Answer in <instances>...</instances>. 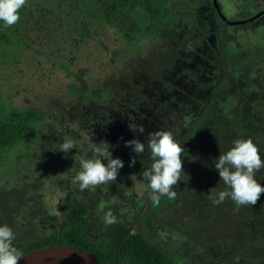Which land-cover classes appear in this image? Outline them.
Wrapping results in <instances>:
<instances>
[{
  "label": "rangeland",
  "instance_id": "374dc122",
  "mask_svg": "<svg viewBox=\"0 0 264 264\" xmlns=\"http://www.w3.org/2000/svg\"><path fill=\"white\" fill-rule=\"evenodd\" d=\"M186 1L190 25L173 20L174 30L165 39L151 45L145 37L134 38L127 48V40L107 30L101 41L88 39L80 54L71 39L49 46L44 32H31L24 25H31V0L19 10L14 26L5 28L0 21V96L11 107L35 108L42 114L35 137L0 150V226L11 227L15 241L41 239L52 229L48 224L42 228L44 216L61 225L62 207L84 200L90 203L88 212L99 211V226L109 210L117 218L131 215L137 231L145 228L146 218V225L153 222L149 242L167 248L175 264H207L213 253L225 258L216 264H257L243 260L247 252L260 254L258 262L264 259V222L259 221L264 219V193L254 206H237L231 199L213 204L206 196L214 187L225 190L214 160L235 140L251 138L264 159V14L250 21L264 10V0H215L217 9L213 0ZM192 11L198 22L190 18ZM70 34L75 35L72 26L65 33ZM46 39L48 47L40 49L38 41L46 45ZM72 53L76 60L68 59ZM62 63L90 75L93 84L105 79L100 90L109 100L70 102L72 79ZM92 65V72L83 71ZM201 106L205 111L198 116ZM129 124H142L145 131L134 133ZM95 129L101 132L98 137ZM158 130L171 132L185 149L183 172L190 179L182 178L173 187L174 199H160L166 210L162 212L160 202L152 205L161 210L155 221L158 214L149 208L147 182L139 175L150 167L139 161L148 152L140 156L125 145L134 139L147 144L148 134ZM65 137L77 142L67 155L58 151ZM102 141L124 167L117 181L81 191L72 183L81 170L80 158H91L88 145ZM132 159L136 163L130 167ZM256 179L264 186V169Z\"/></svg>",
  "mask_w": 264,
  "mask_h": 264
},
{
  "label": "trees",
  "instance_id": "16d2710c",
  "mask_svg": "<svg viewBox=\"0 0 264 264\" xmlns=\"http://www.w3.org/2000/svg\"><path fill=\"white\" fill-rule=\"evenodd\" d=\"M31 4V25H24L30 26L31 32H44L45 38L47 37L49 41V46L58 43L61 38L71 39L72 46L77 48L76 53L89 43L88 39L95 38L97 41H101L107 30H111L112 34L121 38L122 41L123 39L127 40L128 48L129 42L134 38L145 37L151 40H147L148 44L151 42V45L156 39H165L166 35L172 33L171 30H174L172 23L175 19H178L181 24L190 25L188 14L186 15L190 7L186 0H56V4H49L42 0H31ZM34 12H37V14H34ZM58 14L65 15L67 20L72 22L68 24L65 21L61 22L57 16ZM196 15L192 11V17L190 18H194V21H197ZM198 16L200 17L201 14ZM135 19H140L141 21H136ZM75 22L80 27L75 25ZM70 26H72L75 35H65L67 27ZM52 27H54V34H51ZM25 38L28 39L29 37L26 36ZM52 40L53 42H51ZM48 41L46 45H42L39 40L38 46H42L40 49L48 47ZM158 41L160 43V40ZM101 44L108 47L106 43L101 42ZM17 48L16 51H18ZM31 50L35 51V54L42 53L41 50H35L34 48H31ZM108 51L115 57L118 56V52L113 48L109 47ZM78 53L80 54V52ZM31 57L33 58V55ZM76 58V54L72 53L68 59L76 60ZM109 58H112L114 62V56ZM99 60L101 61V58ZM61 66L67 71L68 77L72 79L69 87L71 94L68 98L70 102L75 104L76 98L81 99L82 102H87L89 99L100 100L102 98L101 101L106 103L109 100L108 93L100 90L102 88L100 85L105 83V79L102 78L97 81V84H93L90 75H88L90 76L89 78H86L88 76L82 75V71L77 73L69 70L67 64L64 63ZM94 68L95 65H92V67H85L83 71L86 73L92 72ZM95 91L102 95L100 97L97 96ZM204 108V106L200 107L198 116L203 114ZM41 120L42 114L37 109L11 107L0 96V150L12 148L29 136L31 138L35 137V125L40 123ZM197 122L198 119H195L194 125ZM100 133L98 129H95V135ZM262 133L264 134V128H262ZM104 136L103 134L101 137L105 140ZM27 144H29V141ZM139 161L144 166H151L149 153H147L145 159L140 158ZM160 203L162 204V202ZM152 205L153 203L150 201L149 208L153 209V212L157 214L161 211L158 210L159 207H163L162 212L166 210V206L163 204V206L159 205V207L155 206L154 208H152ZM62 211L63 216L61 219L63 221L61 225L56 221H51L45 217L42 218L41 226H44V223L47 222L52 227L47 232L45 231L46 236L39 240L19 239L15 241L14 238L13 246L22 255L50 245L69 246L89 254L99 264H175L173 261L175 258L167 254V248L158 247L149 242L150 240L141 232H129L128 222L125 220L127 218L124 221L122 219L117 220L115 224L110 226L105 224L99 226L97 224L99 222L96 220L97 211L96 213L94 211L92 213L88 212V202H75L69 206L64 205ZM128 218L130 219L131 216ZM8 219L14 221L10 216H8ZM101 220L103 222L102 217ZM157 220H160L159 216ZM259 221L264 222L263 217ZM98 226L100 227L99 229L96 228ZM209 250L211 251L210 248ZM247 253H245L243 260H254L253 263L257 264L264 262V259L258 262L257 257L260 254ZM172 255L175 256V254ZM217 255L219 256L217 257ZM212 256L207 264H216L219 260L225 259L217 253H213Z\"/></svg>",
  "mask_w": 264,
  "mask_h": 264
},
{
  "label": "clouds",
  "instance_id": "9594fccd",
  "mask_svg": "<svg viewBox=\"0 0 264 264\" xmlns=\"http://www.w3.org/2000/svg\"><path fill=\"white\" fill-rule=\"evenodd\" d=\"M27 0H0V21L4 27L14 26L19 20V10L26 4ZM133 132L143 133L142 124H129ZM76 141L65 137L58 145V151L67 155L76 148ZM133 152L142 156L146 151L149 153L151 166L145 168L139 174L142 181L147 182L148 195L153 204H159L162 197L174 199L176 192L173 187L182 178L187 182L190 177L183 172L182 155L185 149L181 147L171 132L153 131L147 136V144L134 139L126 142ZM109 144L101 142L88 145L91 158H80V171L72 178V183L78 184L79 189H86L109 184L117 181L119 171L124 167V162L119 158H111ZM107 159V164L102 161ZM136 163L132 159L129 166ZM215 170L225 190L214 187L206 195L213 204H220L231 199L237 206H254L264 193V186L256 179V174L264 169V159L259 154V149L251 138L237 139L233 147L226 153L214 160ZM130 196V192L125 193ZM117 222V217L111 210L105 212L103 223L106 226ZM14 232L8 225L0 226V264H19L22 253L13 246Z\"/></svg>",
  "mask_w": 264,
  "mask_h": 264
},
{
  "label": "water",
  "instance_id": "95a60500",
  "mask_svg": "<svg viewBox=\"0 0 264 264\" xmlns=\"http://www.w3.org/2000/svg\"><path fill=\"white\" fill-rule=\"evenodd\" d=\"M214 7L217 9L215 0ZM264 14V10L250 19L254 20ZM19 264H99L92 256L64 245H50L21 256Z\"/></svg>",
  "mask_w": 264,
  "mask_h": 264
},
{
  "label": "flooded vegetation",
  "instance_id": "af4514ba",
  "mask_svg": "<svg viewBox=\"0 0 264 264\" xmlns=\"http://www.w3.org/2000/svg\"><path fill=\"white\" fill-rule=\"evenodd\" d=\"M182 147H183V146H182ZM76 202H88V201L81 200V201H76ZM70 204H71V203L68 202L66 205L69 206ZM72 204H74V203H72ZM88 204H90V203L88 202ZM143 211H144V210H143ZM139 212L141 213V211H139ZM152 214H153V212H152ZM159 215H160V211L158 212V216H159ZM47 216H48V214H47L46 216H44V217L47 218V219H49ZM129 216H131V215H128V214L126 213L125 216H120L119 218H117V220H121V219H122V221H124V219L127 218V219H125V220H127V222H128L127 225H128V230H129V232H141V233H143V235L148 239V235L150 234V233H149V230H150V229H153V227H152V226H153V222L151 223V226H148V224L146 225V224L144 223V222L148 223V222H147V218H146V220H143V224H144L145 228H144L142 231H137V229H135L134 226H133V225H134V224H133L134 219H132V221H131V218H130V219L128 218ZM98 217H100V216H99V211H97V218H98ZM147 217H148V215H147ZM97 218H96V220H97ZM157 219H158V218H157ZM157 219H156L155 221H157ZM49 220H51V219H49ZM100 220H101V218H100ZM51 221H53V220H51ZM97 221H98V220H97ZM102 223H103V222H102ZM46 224L49 225V223L46 222V223H44V226H43V227H45ZM97 224H98V223H97ZM103 225H104V223H103ZM103 225H102V226H103ZM96 228L99 229L100 227L98 226V227H96ZM153 230H154V229H153Z\"/></svg>",
  "mask_w": 264,
  "mask_h": 264
}]
</instances>
